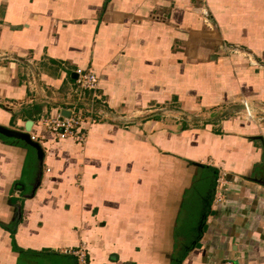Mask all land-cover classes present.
<instances>
[{
    "label": "crops",
    "instance_id": "crops-1",
    "mask_svg": "<svg viewBox=\"0 0 264 264\" xmlns=\"http://www.w3.org/2000/svg\"><path fill=\"white\" fill-rule=\"evenodd\" d=\"M243 101L264 113V0H0V126L44 153L32 191L35 150L0 134V264H264ZM72 110L83 142L38 122Z\"/></svg>",
    "mask_w": 264,
    "mask_h": 264
},
{
    "label": "built area",
    "instance_id": "built-area-1",
    "mask_svg": "<svg viewBox=\"0 0 264 264\" xmlns=\"http://www.w3.org/2000/svg\"><path fill=\"white\" fill-rule=\"evenodd\" d=\"M75 86L76 90L83 92V90L89 92L90 101L92 105L97 102H100V96L96 93L97 88V76L91 70L77 68L75 70ZM242 108L245 115V118L248 120L257 119L260 120L263 117V114L259 112H255L250 108L249 104L246 101L242 102ZM264 108V104H263ZM261 117V118H260ZM90 120L91 117L89 115V111L81 112L72 110L68 116H63L60 113L56 115H50L48 113H42L38 116V122L49 132H51L56 138L64 139V138H75V140L79 142H83L86 139V134L81 130L82 122L86 120ZM30 138L33 140H38L32 134H30ZM65 253H71L77 256L78 261L81 264L84 263V252L81 248L76 250H67ZM221 264H235L232 260H224Z\"/></svg>",
    "mask_w": 264,
    "mask_h": 264
},
{
    "label": "water",
    "instance_id": "water-1",
    "mask_svg": "<svg viewBox=\"0 0 264 264\" xmlns=\"http://www.w3.org/2000/svg\"><path fill=\"white\" fill-rule=\"evenodd\" d=\"M76 76V74H75ZM219 114V112H215L214 114H211L210 116H215ZM33 123L32 120L26 121L24 125V130H16L14 128H8L5 126H0V134L9 137V138H14L21 140L25 145L33 148L35 150V156H36V171H35V177H34V182L32 183V191L35 190V188L38 186L40 177H41V171H42V161H43V149L41 145L36 141L30 138V127L31 124Z\"/></svg>",
    "mask_w": 264,
    "mask_h": 264
},
{
    "label": "trees",
    "instance_id": "trees-1",
    "mask_svg": "<svg viewBox=\"0 0 264 264\" xmlns=\"http://www.w3.org/2000/svg\"><path fill=\"white\" fill-rule=\"evenodd\" d=\"M13 236V232H11V237Z\"/></svg>",
    "mask_w": 264,
    "mask_h": 264
}]
</instances>
